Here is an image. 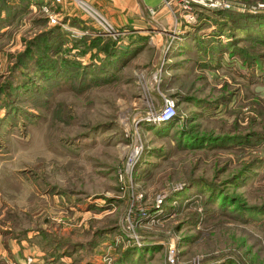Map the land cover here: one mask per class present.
<instances>
[{"label": "rangeland", "instance_id": "rangeland-1", "mask_svg": "<svg viewBox=\"0 0 264 264\" xmlns=\"http://www.w3.org/2000/svg\"><path fill=\"white\" fill-rule=\"evenodd\" d=\"M224 1L167 30L117 29L84 0H0V264H20L3 241L33 244L35 264H167L168 246L174 264H264V26L221 17L264 0ZM78 37L140 48L89 86L75 65L105 54H68ZM164 98L173 115L154 121Z\"/></svg>", "mask_w": 264, "mask_h": 264}, {"label": "trees", "instance_id": "trees-1", "mask_svg": "<svg viewBox=\"0 0 264 264\" xmlns=\"http://www.w3.org/2000/svg\"><path fill=\"white\" fill-rule=\"evenodd\" d=\"M261 10V9H260ZM212 13L217 14L216 11H211ZM225 11L219 12L223 13ZM233 15H237V16H233ZM223 19H227V20H241L243 21V19L246 17H254L252 20H255V23L258 25H263L264 26V12H258V13H228L224 16H221ZM67 22H69L71 25L73 26H78V23L76 22V20L74 18H67L66 19ZM245 23V22H244ZM247 24V23H246ZM60 30L58 28V26H55V38L56 39L59 34H60ZM242 33H246L247 34V30H244L242 28ZM67 33V32H65ZM210 37L206 38V48L211 47V44L209 43L210 41L208 40ZM52 39V40H54ZM212 39V38H210ZM79 46H85L90 48H93L95 46L99 47V50L101 52H103L105 54V61L102 60L100 62H92V61H88L86 64H82L79 63L78 67H76L75 65V70L73 71L74 74L77 73H82L83 74H98L99 76L95 75L94 77H89L92 82H89V86L95 85L96 82H98V80L100 82H109L111 80H113L115 73L122 67L124 66V64L128 61V59L131 58V56H133L135 54V52L138 51V48H140V46L136 45L133 48H129L127 45H121L118 46L115 44L114 41L108 39V38H99V37H91L89 38L87 41H83L82 37H78V38H73L70 45L65 47V51L68 52V54H73L74 50H78ZM137 47V48H136ZM59 47H55V56L59 54ZM86 51V50H85ZM90 52V51H88ZM70 59V57H68ZM67 60V61H66ZM72 60V59H70ZM68 59H65L63 61H61V65H63V68L66 70H69L74 64H76L77 62L75 61H70ZM58 64L59 62H57L56 57H55V70H60L58 68ZM45 65L49 66V64ZM90 69H86L89 68ZM66 72V71H65ZM98 79V80H97ZM133 264V263H132Z\"/></svg>", "mask_w": 264, "mask_h": 264}, {"label": "crops", "instance_id": "crops-1", "mask_svg": "<svg viewBox=\"0 0 264 264\" xmlns=\"http://www.w3.org/2000/svg\"><path fill=\"white\" fill-rule=\"evenodd\" d=\"M84 1H87L88 3H90L96 9L98 8V10L104 13L103 15L105 17H122L121 20L123 19V21H121L119 25L116 24L117 29L119 28L118 26H122L123 22L128 21V19L126 21V19L123 17H127V18L132 17L133 18L131 21L132 26L141 25L140 19H143V20L146 19L149 22H151L154 26H158L159 28L162 27L167 30L173 27L174 25H176L177 20L181 22L179 17L176 14H173L172 12H170L160 0H84ZM73 10L74 9L72 8L70 9L68 7L66 13H63L61 16L81 17L80 15L77 16V14L73 12ZM62 11L63 10L60 9V7H58L57 14L59 15L60 12ZM150 17L152 19H150ZM159 34L163 36V33H159ZM157 36L159 35L157 34ZM206 36L208 35H205V37ZM178 52L179 50L177 49L176 51H173L172 54L175 55V53H178ZM153 66L154 65H152L150 70H148L150 74L149 75L148 73L146 74V81H150L149 76L152 75L151 72H153L152 71ZM0 232L2 233V234L0 233L1 235H4V236L7 235L6 232L2 231V229H0ZM2 246L4 247V249L10 252V261H14L20 264H35L33 257H31L32 262L29 261L30 263L28 262V259L25 260V258L30 257L32 255H35V254L38 255L37 253H32V255H28V254L25 255V253L29 251H32V252L37 251V248L33 244L29 245L27 243L26 245L25 243V246H28V247L21 249V247L18 248L19 246L15 243V246L17 249L16 251H14L11 248L12 243H10V246H9L8 244H5V242L3 241ZM6 247H10V248L8 249ZM8 261H5V262L8 263Z\"/></svg>", "mask_w": 264, "mask_h": 264}, {"label": "built area", "instance_id": "built-area-1", "mask_svg": "<svg viewBox=\"0 0 264 264\" xmlns=\"http://www.w3.org/2000/svg\"><path fill=\"white\" fill-rule=\"evenodd\" d=\"M55 4L60 3L62 0H53ZM163 5L173 14H176L178 17H181L186 23H193L195 21V13L194 10L196 8L200 9H227L229 7V3L224 0H160ZM99 23L100 33L103 35L111 36L115 38L118 34L115 29L112 28L111 25L101 16L90 15ZM174 112V104L172 99L164 98L160 103V109L156 112L154 110L151 112L152 119L154 121L159 120H167L172 117ZM175 250L172 246H168L165 251V259L167 264H174L175 262Z\"/></svg>", "mask_w": 264, "mask_h": 264}]
</instances>
